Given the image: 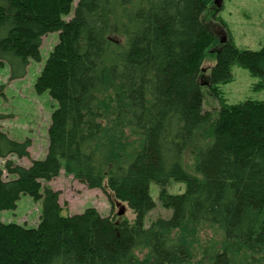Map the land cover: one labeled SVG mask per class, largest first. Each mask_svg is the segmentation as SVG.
Here are the masks:
<instances>
[{
    "label": "trees",
    "instance_id": "1",
    "mask_svg": "<svg viewBox=\"0 0 264 264\" xmlns=\"http://www.w3.org/2000/svg\"><path fill=\"white\" fill-rule=\"evenodd\" d=\"M73 2L0 0V64L10 79L40 59L44 34L58 32L34 83L57 101L45 157L28 166L8 158L29 157L31 142L0 128V212L22 193L40 201L36 226L0 218V264H188L200 261L197 251L207 264L241 255L264 264V99L226 104L218 87L233 62L264 84V45L221 42L201 18L214 0ZM203 85L221 100L217 115L202 108ZM198 130L208 142L195 148ZM61 169L134 219L94 207L64 215L60 192L43 185ZM150 180L170 213L145 226ZM170 180L185 181L184 192H167Z\"/></svg>",
    "mask_w": 264,
    "mask_h": 264
},
{
    "label": "rangeland",
    "instance_id": "2",
    "mask_svg": "<svg viewBox=\"0 0 264 264\" xmlns=\"http://www.w3.org/2000/svg\"><path fill=\"white\" fill-rule=\"evenodd\" d=\"M76 1L74 0L73 4ZM68 18L69 16L65 17V19ZM201 18L204 23L212 27L221 42L229 38L238 48L250 50H257L264 45V0H217V3L202 13ZM112 40L119 41L120 37L114 36ZM57 41L58 32L44 34L40 45V59H30L25 75L20 78L10 79L8 64H0V83L4 85L3 94L0 95V128L13 139L19 141L30 139L29 157L8 156L23 166H28L34 159H43L46 155L47 129L51 114L57 107V101L51 98L47 91L37 93L34 83L48 53ZM215 49L212 48L209 51ZM214 63L215 55L208 54L202 64V67L205 68L203 73L207 74L208 68ZM218 87L221 91L220 97L226 104L264 99V84L261 83V79L237 62L231 64L229 79L219 83ZM202 94L203 110H209L213 115H217L221 100L219 101L211 94L206 85L202 86ZM203 130H198L196 133L193 147L200 148L208 142V137ZM190 156L192 154L190 155L187 149L184 156L187 164H190ZM2 162L3 160H0V165ZM187 169L193 170L192 167H187ZM4 175L6 176V174ZM43 185L60 192L59 202L63 206L62 213L64 215L82 213L89 207H94L103 216L117 213L119 210V205L112 204L105 191L99 188H88L73 176L66 174L63 169L53 179L43 182ZM164 188L172 194L182 193L186 188V183L182 180H170ZM149 191L155 202V207L146 214L145 226H148L158 216L166 217L170 213V209L165 207L160 200L161 187L153 180L149 181ZM124 206L126 207L125 217L132 221L134 219L133 212L125 204ZM39 215L40 201L23 193L17 200L15 209H5L0 212L2 221L18 223L27 227L36 226ZM211 235L210 232L205 231L201 233V238L207 240ZM219 248L222 247L219 246ZM143 254L144 252H141L138 255L141 258ZM201 254L197 251L194 258V260L199 259V262L193 261L194 263L188 264H207L208 256L201 260ZM241 256L239 261H233L232 264H247V256L240 259Z\"/></svg>",
    "mask_w": 264,
    "mask_h": 264
},
{
    "label": "water",
    "instance_id": "3",
    "mask_svg": "<svg viewBox=\"0 0 264 264\" xmlns=\"http://www.w3.org/2000/svg\"><path fill=\"white\" fill-rule=\"evenodd\" d=\"M214 3H217V0H214ZM123 213H124V207L123 206H119L118 214L121 215Z\"/></svg>",
    "mask_w": 264,
    "mask_h": 264
},
{
    "label": "bare ground",
    "instance_id": "4",
    "mask_svg": "<svg viewBox=\"0 0 264 264\" xmlns=\"http://www.w3.org/2000/svg\"><path fill=\"white\" fill-rule=\"evenodd\" d=\"M117 214H118V212H117ZM119 215V214H118ZM121 215H123V214H121Z\"/></svg>",
    "mask_w": 264,
    "mask_h": 264
},
{
    "label": "crops",
    "instance_id": "5",
    "mask_svg": "<svg viewBox=\"0 0 264 264\" xmlns=\"http://www.w3.org/2000/svg\"><path fill=\"white\" fill-rule=\"evenodd\" d=\"M30 147V146H29ZM28 150H29V148H28Z\"/></svg>",
    "mask_w": 264,
    "mask_h": 264
}]
</instances>
